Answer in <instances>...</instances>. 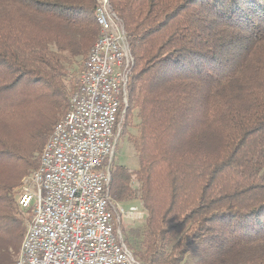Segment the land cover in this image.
<instances>
[{
  "label": "trees",
  "instance_id": "1",
  "mask_svg": "<svg viewBox=\"0 0 264 264\" xmlns=\"http://www.w3.org/2000/svg\"><path fill=\"white\" fill-rule=\"evenodd\" d=\"M108 4L131 50L122 119L137 110L139 163L113 165L109 192L146 213L126 247L139 264H264V0ZM96 8L0 0V259L25 234L17 189L70 110Z\"/></svg>",
  "mask_w": 264,
  "mask_h": 264
},
{
  "label": "built area",
  "instance_id": "2",
  "mask_svg": "<svg viewBox=\"0 0 264 264\" xmlns=\"http://www.w3.org/2000/svg\"><path fill=\"white\" fill-rule=\"evenodd\" d=\"M98 4L103 39L84 59L70 110L17 193L19 209L32 212L28 251L17 264H139L117 226L121 204L109 192L133 61L121 21L106 0Z\"/></svg>",
  "mask_w": 264,
  "mask_h": 264
},
{
  "label": "rangeland",
  "instance_id": "3",
  "mask_svg": "<svg viewBox=\"0 0 264 264\" xmlns=\"http://www.w3.org/2000/svg\"><path fill=\"white\" fill-rule=\"evenodd\" d=\"M85 58L86 56L84 57V59ZM84 59L83 60L78 59L77 63L74 64L70 68L74 83H77V79H78L77 76L84 63ZM122 109H125V108H122ZM66 113H64L59 118V120ZM123 116L121 117L119 116L116 119L120 126V130H119L118 137H117V144L115 146L116 151H115V155H114L112 163L114 166L118 165V166L126 167L129 171H137L139 168V163L137 160L135 149L133 148V145H132L133 143L129 141L130 138H136L138 135L137 134L138 119H136L137 110H132L131 114L126 119L124 118V120L122 119ZM122 120L123 122H121ZM117 132L118 130L115 129L114 134H117ZM38 161H37V164H38ZM17 192H18V189H17ZM120 207L122 208L123 213L119 211V216L117 218L118 219L117 221H119V225L117 226L120 227L121 234L122 236H124V239L126 240L128 247L131 249V247L133 246L135 249H138L136 247L135 242L134 241L132 242L129 232L132 230L144 229L145 221H146L145 220L146 213L144 212L142 206H140L139 202L124 203V204H121ZM21 215L23 218V224L25 228L24 233H25L26 227H27L26 223L30 221L32 212L31 210L28 212L21 210ZM23 239L24 238L21 237L16 242L15 246L11 250L8 251L10 255L8 254L2 255L4 257L0 259V264H12L17 261L20 255L19 252H20ZM193 262H194V254L191 252V253H188L184 257L181 264H194Z\"/></svg>",
  "mask_w": 264,
  "mask_h": 264
},
{
  "label": "bare ground",
  "instance_id": "4",
  "mask_svg": "<svg viewBox=\"0 0 264 264\" xmlns=\"http://www.w3.org/2000/svg\"><path fill=\"white\" fill-rule=\"evenodd\" d=\"M98 2H99V0H96V4H98ZM106 4H107V7H108V11L112 12L113 10L110 8V5L108 4V0H106ZM98 5H97V7H98ZM95 18H96V21H97V23L99 25V28H100V30H99L100 31V36H99L98 40L95 42V44L93 45V47H91L92 49L90 51H95L96 46H98L99 42L102 41V39H103L102 31L104 29V21H102V18H100V12H99L98 8H96ZM127 96H128V92H127V94L124 95L125 110L128 107V105H127ZM60 120H63V117ZM55 129H56V126L53 128L52 132H55ZM110 178H111V170H110ZM22 180L23 181H22L21 186H24L25 182L28 181L27 177L22 179ZM21 186L18 188V193H21ZM26 231H27V229H26ZM23 238L24 239H23V242H22V245H21V248H20V252H19L20 255H19L17 261L12 263V264L20 263L26 257V254H27L26 252L28 251V238H27V235L24 234Z\"/></svg>",
  "mask_w": 264,
  "mask_h": 264
}]
</instances>
